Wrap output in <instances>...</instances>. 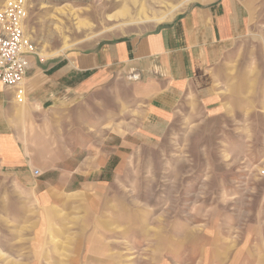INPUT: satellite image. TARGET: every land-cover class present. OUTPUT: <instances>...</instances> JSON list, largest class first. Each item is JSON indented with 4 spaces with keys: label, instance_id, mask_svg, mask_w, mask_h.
I'll return each instance as SVG.
<instances>
[{
    "label": "crops",
    "instance_id": "crops-1",
    "mask_svg": "<svg viewBox=\"0 0 264 264\" xmlns=\"http://www.w3.org/2000/svg\"><path fill=\"white\" fill-rule=\"evenodd\" d=\"M30 65L22 102L17 88L0 83V179L23 199L9 220L33 230L35 261L119 264L110 248L119 238L104 232V208L90 193L88 205L78 203L82 184L89 176H120V158L129 157L121 149L137 139L157 144L192 102L210 116L229 103L254 109L249 116L257 113L264 126V0H198L148 32L31 56ZM99 132L106 134L101 141ZM50 225L57 226L50 236L71 251L60 245L45 252ZM172 260L167 254L155 264Z\"/></svg>",
    "mask_w": 264,
    "mask_h": 264
},
{
    "label": "rangeland",
    "instance_id": "rangeland-1",
    "mask_svg": "<svg viewBox=\"0 0 264 264\" xmlns=\"http://www.w3.org/2000/svg\"><path fill=\"white\" fill-rule=\"evenodd\" d=\"M197 1L30 0L28 29L48 58L148 32ZM253 110L229 103L210 116L192 102L157 144L137 139L134 148L121 149L129 157L120 158V176H89L82 184L78 203L88 205L90 193L104 208V232L119 238L110 246L119 264H155L167 254L173 264H264V126L257 113L249 116ZM65 136L71 138L70 129ZM11 192L20 191L0 179V264H46L32 258L40 248L31 243L33 230L9 220L23 201ZM49 227L45 252L60 245L71 251L50 236L57 226Z\"/></svg>",
    "mask_w": 264,
    "mask_h": 264
},
{
    "label": "built area",
    "instance_id": "built-area-1",
    "mask_svg": "<svg viewBox=\"0 0 264 264\" xmlns=\"http://www.w3.org/2000/svg\"><path fill=\"white\" fill-rule=\"evenodd\" d=\"M30 0H0V83L17 88L23 101L24 84L28 78L31 56H40L39 48L26 32ZM39 175V170L35 171ZM259 174L264 177V161Z\"/></svg>",
    "mask_w": 264,
    "mask_h": 264
},
{
    "label": "bare ground",
    "instance_id": "bare-ground-1",
    "mask_svg": "<svg viewBox=\"0 0 264 264\" xmlns=\"http://www.w3.org/2000/svg\"><path fill=\"white\" fill-rule=\"evenodd\" d=\"M126 7V6H125ZM127 8V7H126ZM131 12V11H130ZM125 13H126V15H129V11H128V8L127 9H125Z\"/></svg>",
    "mask_w": 264,
    "mask_h": 264
}]
</instances>
